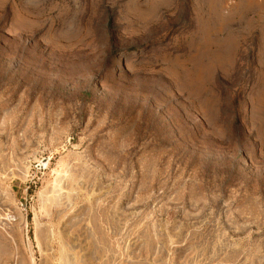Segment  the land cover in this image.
Segmentation results:
<instances>
[{
    "label": "rangeland",
    "instance_id": "1",
    "mask_svg": "<svg viewBox=\"0 0 264 264\" xmlns=\"http://www.w3.org/2000/svg\"><path fill=\"white\" fill-rule=\"evenodd\" d=\"M0 264H264V0H0Z\"/></svg>",
    "mask_w": 264,
    "mask_h": 264
}]
</instances>
